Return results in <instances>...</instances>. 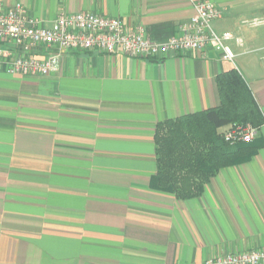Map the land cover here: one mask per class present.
<instances>
[{"label":"crops","instance_id":"crops-1","mask_svg":"<svg viewBox=\"0 0 264 264\" xmlns=\"http://www.w3.org/2000/svg\"><path fill=\"white\" fill-rule=\"evenodd\" d=\"M213 1L214 29L242 38L229 41L234 62L209 45L161 59L69 51L47 75L0 68V264H200L264 249V124L254 155L200 196L150 185L156 124L218 106L219 73L237 68L264 114V0ZM16 2L45 21L118 17L158 42L194 13L192 0H0Z\"/></svg>","mask_w":264,"mask_h":264},{"label":"built area","instance_id":"built-area-1","mask_svg":"<svg viewBox=\"0 0 264 264\" xmlns=\"http://www.w3.org/2000/svg\"><path fill=\"white\" fill-rule=\"evenodd\" d=\"M193 15L176 27L163 42L151 39L141 25L128 26L121 18L92 11L61 10L51 21L33 16L21 2L5 7L0 3V68L10 74L47 75L60 67L64 52L97 50L135 57L162 58L169 53L200 50L209 45L220 59L234 62L229 41L242 38L230 31L222 33L213 23L223 16L213 0H192ZM251 25L262 23L250 20ZM256 129L238 125L224 131L231 143L252 142ZM200 264H264V249L226 253L210 257Z\"/></svg>","mask_w":264,"mask_h":264},{"label":"trees","instance_id":"trees-1","mask_svg":"<svg viewBox=\"0 0 264 264\" xmlns=\"http://www.w3.org/2000/svg\"><path fill=\"white\" fill-rule=\"evenodd\" d=\"M218 106L160 121L154 141L157 171L151 188L178 199L198 197L221 168L249 160L258 146L231 143L220 129L251 126L258 130L264 114L247 81L237 68L216 75Z\"/></svg>","mask_w":264,"mask_h":264}]
</instances>
